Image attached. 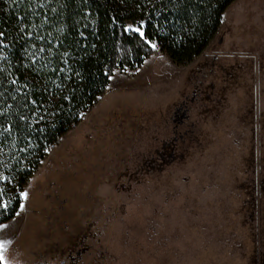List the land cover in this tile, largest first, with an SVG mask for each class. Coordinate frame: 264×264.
<instances>
[{
    "label": "rangeland",
    "instance_id": "rangeland-1",
    "mask_svg": "<svg viewBox=\"0 0 264 264\" xmlns=\"http://www.w3.org/2000/svg\"><path fill=\"white\" fill-rule=\"evenodd\" d=\"M155 49L49 151L3 264H264V0L187 66Z\"/></svg>",
    "mask_w": 264,
    "mask_h": 264
},
{
    "label": "trees",
    "instance_id": "trees-1",
    "mask_svg": "<svg viewBox=\"0 0 264 264\" xmlns=\"http://www.w3.org/2000/svg\"><path fill=\"white\" fill-rule=\"evenodd\" d=\"M236 1L0 0V225L117 71L141 68L153 45L193 63Z\"/></svg>",
    "mask_w": 264,
    "mask_h": 264
},
{
    "label": "snow or ice",
    "instance_id": "snow-or-ice-1",
    "mask_svg": "<svg viewBox=\"0 0 264 264\" xmlns=\"http://www.w3.org/2000/svg\"><path fill=\"white\" fill-rule=\"evenodd\" d=\"M136 31L139 32L140 36L143 38L145 33L143 31H141L140 29H136ZM153 47H155V45H153ZM23 195H27L26 193ZM4 247H5V242L4 241H0V261H4Z\"/></svg>",
    "mask_w": 264,
    "mask_h": 264
}]
</instances>
